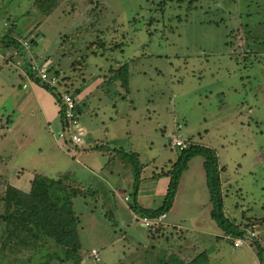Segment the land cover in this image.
I'll return each instance as SVG.
<instances>
[{"label": "rangeland", "instance_id": "374dc122", "mask_svg": "<svg viewBox=\"0 0 264 264\" xmlns=\"http://www.w3.org/2000/svg\"><path fill=\"white\" fill-rule=\"evenodd\" d=\"M54 2L46 14L35 0H0V35L28 40L62 76L54 93L36 94L33 77L0 69V214L7 184L27 189L34 173L96 192L72 199L77 263L50 239L5 238L0 219V264L179 263L200 253L195 264H264V0ZM124 61L127 89L112 77ZM65 89L85 132L78 149L58 136L55 95ZM43 113L55 117L48 124ZM184 133L215 150L223 213L248 223L242 245L211 218L202 155L189 159L160 227L130 210L133 198L161 203L179 154L169 137Z\"/></svg>", "mask_w": 264, "mask_h": 264}, {"label": "trees", "instance_id": "16d2710c", "mask_svg": "<svg viewBox=\"0 0 264 264\" xmlns=\"http://www.w3.org/2000/svg\"><path fill=\"white\" fill-rule=\"evenodd\" d=\"M43 1L35 0V4L39 3L38 5L36 4V6L44 11V13L48 14L55 7V2L54 0H46V2L40 4V2ZM194 2H196V0H189L188 7H192V3ZM0 45L4 47H16L18 42L16 38L5 33L0 35ZM103 45V42L98 43V45L96 44L97 47ZM127 66V61L120 63L112 74V77L119 79L124 89H127L128 85ZM31 76L33 80L43 88L50 89L52 92L53 89L55 90V88L49 87L45 83H40L36 76ZM66 91L69 92V90ZM55 96L56 102L58 103L59 125L63 127L62 107L60 106L58 94L56 93ZM186 138L189 140L188 137ZM189 141L187 147L179 150L177 159L174 162H170V166L166 172L168 182L161 203L155 208H148L137 204L135 198H133V200L129 202V208L138 215L147 216L149 218L158 217L160 214L165 213L173 203L181 173L186 169L189 159L195 155H202V166L205 174V183L209 193L211 218L224 233L231 234L234 237L244 236L245 229L243 227L245 225L247 226L248 223L245 222L239 225L223 213L222 181L220 179L222 167L219 166L215 150L204 144ZM75 148L78 149L81 147L75 145ZM93 148L96 149L97 146ZM66 151H68L67 148ZM131 154L135 155L134 153ZM131 154H129V157L132 160V164H135L134 162L136 160L134 156H130ZM138 173L139 170L135 172L136 180L138 179ZM91 192L96 191L90 188H83L80 183L70 184L66 176L52 178L39 173L33 174L32 178L29 180L27 189H21L7 184L3 196L4 211L0 214V219L4 222L8 230L5 238H13L23 243H29L30 240L39 241L45 239L48 241V239H50L54 242L56 247L62 248L63 252L66 254L62 260H72L73 263H77L79 261L77 250L80 247L77 227L80 220L73 210L72 199L76 196H84ZM158 227H160V225L152 226L151 230L154 231ZM249 243L255 245L256 250L258 249V246L253 240H250ZM200 255L201 253L198 256ZM198 256H195L189 262H179L178 264H195L198 261ZM174 262L178 261L174 260ZM159 264H165V262H160Z\"/></svg>", "mask_w": 264, "mask_h": 264}, {"label": "built area", "instance_id": "2783aa9c", "mask_svg": "<svg viewBox=\"0 0 264 264\" xmlns=\"http://www.w3.org/2000/svg\"><path fill=\"white\" fill-rule=\"evenodd\" d=\"M18 46L4 47L0 45V69L1 67L13 66L21 74L26 76L34 75L39 79L40 83H45L49 87L55 88L61 79V76L56 71L51 72V61L48 58H40L35 60L33 55L30 54V42L23 38H16ZM8 48V50H7ZM32 77V76H31ZM60 106L62 107L63 122L61 131L58 136L66 142H70L74 146L83 147L84 144V131H81L78 116L75 112V99L71 92L62 90L58 92ZM169 144L172 147H177L179 150L187 147L188 141L186 137H169ZM128 200V196L124 197ZM166 213L160 214L158 217L149 218L142 216V223L147 227L155 226L162 222ZM246 233L253 237L256 235V230H247ZM245 238L238 236L232 240L233 246H240L244 243ZM93 253L95 250L92 249Z\"/></svg>", "mask_w": 264, "mask_h": 264}, {"label": "crops", "instance_id": "0c3cea01", "mask_svg": "<svg viewBox=\"0 0 264 264\" xmlns=\"http://www.w3.org/2000/svg\"><path fill=\"white\" fill-rule=\"evenodd\" d=\"M1 35H3V34H1ZM2 68V67H1ZM3 69V68H2ZM2 71V70H1ZM1 71H0V73H1ZM20 76V78L22 77V78H25L26 80H27V82L31 79V78H27V77H25V76H23L22 74H19ZM1 76V75H0ZM31 83V82H30ZM23 86H25V83H23ZM32 87V89H33V91L37 94V92L39 91V89L41 88L40 86H39V84H37L36 82L35 83H31V84H29V87ZM41 93L43 94V92L41 91ZM39 96V95H38ZM39 98H40V96H39ZM43 111L44 112H46L47 113V110L46 109H43ZM48 114H44L43 113V117L45 118V122L47 123L48 122V124H49V122H51V120H53V117H55V115H52V114H50L48 117H51V119L50 118H48V119H46V117L45 116H47ZM57 119H58V103H57ZM184 136H187V134L186 133H184L183 134V137ZM191 140V139H190ZM167 185V184H166ZM166 189V188H165ZM165 193V192H164ZM175 198V197H174ZM131 201V200H130ZM129 201V202H130ZM174 201V200H173ZM137 202V201H136ZM137 204H139L138 202H137ZM173 204V203H172ZM139 205H141V204H139ZM128 206H129V203H128ZM141 206H143V205H141ZM172 206V205H171ZM143 207H148V208H155V207H152V206H143ZM157 207V206H156ZM131 210V209H130ZM132 211V210H131ZM134 212V211H133ZM165 217H166V215H165ZM157 236V235H156ZM158 238V237H157ZM162 245V244H161ZM160 250H163V248L162 247H160ZM194 258V256L193 257H188L187 258V256L186 255H184L183 256V258H182V261H180V262H184V263H186V262H189V261H191L192 259ZM158 261H160V260H158ZM165 261V263L166 262H168V264H178V262H174V259L173 258H171L170 260L168 259H166V260H164ZM175 261H177V260H175Z\"/></svg>", "mask_w": 264, "mask_h": 264}]
</instances>
